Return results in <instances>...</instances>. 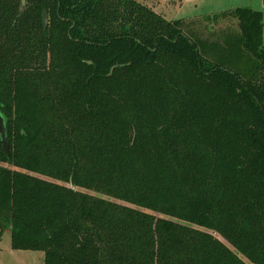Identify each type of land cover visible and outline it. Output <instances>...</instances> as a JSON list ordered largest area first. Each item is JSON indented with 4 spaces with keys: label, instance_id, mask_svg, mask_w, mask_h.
<instances>
[{
    "label": "trees",
    "instance_id": "obj_1",
    "mask_svg": "<svg viewBox=\"0 0 264 264\" xmlns=\"http://www.w3.org/2000/svg\"><path fill=\"white\" fill-rule=\"evenodd\" d=\"M227 21L212 41L190 25L216 36ZM0 113L14 250L264 264L263 12L188 22L137 0H0Z\"/></svg>",
    "mask_w": 264,
    "mask_h": 264
},
{
    "label": "rangeland",
    "instance_id": "obj_2",
    "mask_svg": "<svg viewBox=\"0 0 264 264\" xmlns=\"http://www.w3.org/2000/svg\"><path fill=\"white\" fill-rule=\"evenodd\" d=\"M151 7L165 19L171 20H199L205 17L221 14L236 8H251L264 14V0H137ZM202 22V21H201ZM190 24L194 31L204 40H217L219 32L229 27L230 22L217 24L211 29H216V36L208 33L199 23ZM204 23V22H202ZM205 25V23H204ZM233 27V25H231ZM230 28V27H229ZM1 231V229H0ZM0 264H45V253L42 251L14 250L12 247L11 233L0 234Z\"/></svg>",
    "mask_w": 264,
    "mask_h": 264
},
{
    "label": "water",
    "instance_id": "obj_3",
    "mask_svg": "<svg viewBox=\"0 0 264 264\" xmlns=\"http://www.w3.org/2000/svg\"><path fill=\"white\" fill-rule=\"evenodd\" d=\"M21 1H22V5H26L27 0H21ZM43 19H44V25L47 28L48 23H49V19H48V14L46 11L43 13ZM0 136H1L4 151L6 152L9 159H11V151H10L8 137H7V129H6V124H5V119L1 115V113H0Z\"/></svg>",
    "mask_w": 264,
    "mask_h": 264
}]
</instances>
